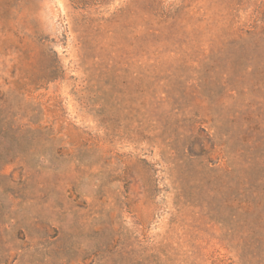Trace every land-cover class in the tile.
<instances>
[{
	"label": "rangeland",
	"instance_id": "1",
	"mask_svg": "<svg viewBox=\"0 0 264 264\" xmlns=\"http://www.w3.org/2000/svg\"><path fill=\"white\" fill-rule=\"evenodd\" d=\"M0 264H264V0H0Z\"/></svg>",
	"mask_w": 264,
	"mask_h": 264
}]
</instances>
